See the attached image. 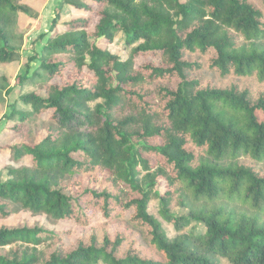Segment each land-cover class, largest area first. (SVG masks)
Instances as JSON below:
<instances>
[{"label":"trees","instance_id":"1","mask_svg":"<svg viewBox=\"0 0 264 264\" xmlns=\"http://www.w3.org/2000/svg\"><path fill=\"white\" fill-rule=\"evenodd\" d=\"M24 1L0 0V65L20 59ZM35 41L40 66L14 83L35 88L10 104L0 147V216L45 223L0 226V264H264V0H62ZM83 197L120 228L67 242L49 224L86 214Z\"/></svg>","mask_w":264,"mask_h":264},{"label":"rangeland","instance_id":"2","mask_svg":"<svg viewBox=\"0 0 264 264\" xmlns=\"http://www.w3.org/2000/svg\"><path fill=\"white\" fill-rule=\"evenodd\" d=\"M25 3L30 5L34 11L33 17L22 15L21 22L24 25H28L27 31L24 34V39L21 43H17L20 47V59L14 63L8 64V65H0V78L6 77V81H0V147L6 145V143L11 138V133L6 130L8 127L7 124V114L10 112V104L13 103L20 95L23 93H27L29 91H32L35 86L33 84H27L23 89L20 86H15L16 77L19 75H26L28 69L30 71L28 72L29 75L33 74L35 69H37L40 66V61L38 59L31 60L33 56L41 50V42H36L35 39L38 38V36L44 32H48L51 28L52 21L55 17V13L58 9V7L62 4V0H25ZM54 13V15H53ZM83 17H91L92 18V26L91 28L95 26V24L98 22L99 16L97 13H80L76 14ZM67 18L70 16H66ZM35 41V42H34ZM104 45V44H102ZM135 45L128 44L125 40V36L123 34H119L114 42L110 45L111 51L122 58H127L129 56V53L131 49ZM201 57V56H200ZM209 56H204L205 59H208ZM158 57L151 56V57H142L139 56L136 61L137 64H141L146 61H152V60H158ZM204 73V79L206 81H211L215 79L221 80V78L218 75H214L210 70L203 71ZM57 80H60L59 78ZM227 80L225 82L231 81ZM261 85V84H260ZM94 104V103H93ZM191 148H194V146H190ZM8 160V151H3L0 155V171L3 165ZM242 161L247 162L248 164H254L257 167H262L261 164H257L256 161H254L251 158H243ZM84 172L79 173L75 175L73 183H75V186L77 188L74 189H80L78 180L84 179L83 176ZM93 176H97V178L105 180L107 177V173L104 172V170H100L99 168L92 172ZM77 178V179H76ZM109 185V184H108ZM160 191H164V186L159 187ZM88 200L87 204V210L86 214L84 215H77L79 216L76 219H71L67 221H61L57 222L55 224H49L50 227L57 228V230H60L63 234H66V241L71 243L76 240H78L81 237H88V235L91 232V228L100 226L102 227V224L106 222V229H108L111 233L117 231V227L119 226L116 220L109 219L107 221L103 215L102 210L98 207V205H94L92 202H89V198L83 197V200ZM160 200L159 199H152L149 203V212L153 215H155L163 224L168 236L170 238H174L178 235V232L176 231L173 224L167 223L165 220L162 219V217L159 214L160 210ZM173 213H176L177 215H186L188 214L187 210H184L183 208L177 206L172 210ZM80 213V212H79ZM27 220L29 223H33L34 221L40 220L41 222L45 223L44 216H33L25 211L16 212L14 211V214H12L9 217H2L0 216V226L2 225H17L19 223L24 222ZM119 221H123V219H117ZM121 223V222H120ZM196 229V231H203L204 226L202 223L199 222H192L190 226L185 227L183 231H189L190 229ZM43 246V245H42ZM41 246V247H42ZM53 246V244L51 245ZM40 247V248H41ZM99 264H103L102 262ZM220 264H229L226 259L220 258Z\"/></svg>","mask_w":264,"mask_h":264},{"label":"crops","instance_id":"3","mask_svg":"<svg viewBox=\"0 0 264 264\" xmlns=\"http://www.w3.org/2000/svg\"><path fill=\"white\" fill-rule=\"evenodd\" d=\"M53 15H54V13H53Z\"/></svg>","mask_w":264,"mask_h":264}]
</instances>
